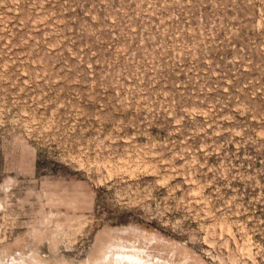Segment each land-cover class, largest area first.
I'll use <instances>...</instances> for the list:
<instances>
[{
	"label": "rangeland",
	"instance_id": "374dc122",
	"mask_svg": "<svg viewBox=\"0 0 264 264\" xmlns=\"http://www.w3.org/2000/svg\"><path fill=\"white\" fill-rule=\"evenodd\" d=\"M0 264H264V0H0Z\"/></svg>",
	"mask_w": 264,
	"mask_h": 264
}]
</instances>
